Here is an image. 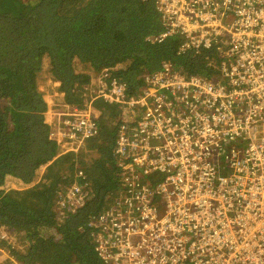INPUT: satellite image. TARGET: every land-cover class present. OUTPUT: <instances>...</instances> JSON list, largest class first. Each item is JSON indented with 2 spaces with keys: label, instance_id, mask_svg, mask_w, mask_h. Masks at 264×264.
I'll return each mask as SVG.
<instances>
[{
  "label": "built area",
  "instance_id": "1",
  "mask_svg": "<svg viewBox=\"0 0 264 264\" xmlns=\"http://www.w3.org/2000/svg\"><path fill=\"white\" fill-rule=\"evenodd\" d=\"M155 1L163 29L149 40L176 39L179 53L218 44L207 66L219 72L188 75L164 61L131 91L113 71L98 74L97 98L135 121L117 132L119 184L99 219L113 230L99 253L110 264H264L263 240L232 244L249 222L264 230V0ZM56 115L58 144L97 137L92 115L86 125L78 109ZM73 176L59 205L82 206L95 189L84 170Z\"/></svg>",
  "mask_w": 264,
  "mask_h": 264
},
{
  "label": "trees",
  "instance_id": "2",
  "mask_svg": "<svg viewBox=\"0 0 264 264\" xmlns=\"http://www.w3.org/2000/svg\"><path fill=\"white\" fill-rule=\"evenodd\" d=\"M162 29L155 0H0V230L14 228V238L1 242L19 264H40L52 251L57 264H110L98 247L113 229L99 219L118 188L117 132L135 124L123 120L131 110L107 103L117 123L110 127L104 116L95 117L97 137L86 151L61 154L65 148L51 138L50 113L58 105L41 83L74 112L97 107L95 84L105 68L129 91L140 71L154 72L164 61L188 75L218 71L207 66L218 57V44L179 53L176 39L149 40ZM89 153L99 156L88 161ZM75 168L95 189L82 206L58 205L61 184L74 181Z\"/></svg>",
  "mask_w": 264,
  "mask_h": 264
},
{
  "label": "rangeland",
  "instance_id": "3",
  "mask_svg": "<svg viewBox=\"0 0 264 264\" xmlns=\"http://www.w3.org/2000/svg\"><path fill=\"white\" fill-rule=\"evenodd\" d=\"M214 67H216V65ZM139 68H140V66H139ZM217 72L218 71H215L214 75ZM93 86H94V84H93ZM41 87L44 90H46L48 100H50L51 102H54V103H56V105H58L57 106L58 107L57 110H55V109L53 110L52 109L51 116H50V120H56V122L58 123L61 120V118H60V116L56 115V113H65L66 112V110L61 105H59V104L63 103L62 102L63 99H61L63 95L60 94L57 91H52L51 90L52 86L51 87H47V84L45 82L41 83ZM58 95L60 96L59 98H58ZM95 99H96V101H98V102L94 103V104H96L97 107H89V108H87L86 110L83 111V114L86 115L89 118V120L84 122V124L86 125V124L89 123V121H91V116L90 115H92V117H97L98 119H100L99 115H102L105 118H107V121H106V119L104 117H103V119L101 118V120H103L107 124H109L110 127H113L118 121V120L117 121H112L113 118H114L113 108L111 106H109L102 99L97 98V97H95ZM63 106L67 107V105H65L64 103H63ZM139 112L143 113V110L141 109V110H139ZM130 118L131 117L129 115H125L124 114V119L123 120L127 121ZM136 119H137V125H138V123H139V121L141 119H138V118H136ZM85 132H88V131L86 130ZM91 141H93V139L89 140V142H85V143H83L81 141H78V142L75 143V142H70L68 140H65V142L63 144V147H65V150L63 152H61V154L67 153L68 151H71V148H73V147H80L81 148L80 151L76 152V153H81L83 151H86V147L88 146V144ZM88 155H89L88 156V161H91L90 160L91 158L99 156V154H97V153H94V154L89 153ZM98 163L99 164H103L104 160L103 159H99ZM76 169L77 168H75V170ZM75 170H74V172H75ZM70 175H71V172H70ZM69 180H68V182H69ZM63 187L66 188L67 186H65V184H63V185L61 184V191L60 192H62ZM65 196H66V194L61 196L60 200H56L58 205H59V201H62V199H64ZM14 234H15V230H14L13 227H5V228L0 230V264H19V262L12 256L11 249H10L9 245L6 244V243H2L1 242V239H3L7 235L10 236L13 239L14 238ZM43 261L46 262V264H57L59 260L55 261L54 251H52V252L44 253V257L41 258L39 263L41 264Z\"/></svg>",
  "mask_w": 264,
  "mask_h": 264
},
{
  "label": "bare ground",
  "instance_id": "4",
  "mask_svg": "<svg viewBox=\"0 0 264 264\" xmlns=\"http://www.w3.org/2000/svg\"><path fill=\"white\" fill-rule=\"evenodd\" d=\"M256 158V157H255ZM260 165L262 164L261 161L258 162ZM239 165L242 168H248V164L244 162H239ZM264 222V221H263ZM248 232L243 233L242 236H239L236 240L232 242L233 245L241 244L242 242H249V241H264V230L262 228V225L255 222H249L248 223ZM242 233V232H241ZM237 236V233L235 234ZM237 248V247H236ZM238 249V248H237ZM260 256L264 258V250L260 253ZM248 259V258H247ZM215 260L219 261L221 263L224 262V258H218V255L215 256ZM249 260V259H248Z\"/></svg>",
  "mask_w": 264,
  "mask_h": 264
},
{
  "label": "crops",
  "instance_id": "5",
  "mask_svg": "<svg viewBox=\"0 0 264 264\" xmlns=\"http://www.w3.org/2000/svg\"><path fill=\"white\" fill-rule=\"evenodd\" d=\"M50 116H51V113H50Z\"/></svg>",
  "mask_w": 264,
  "mask_h": 264
}]
</instances>
